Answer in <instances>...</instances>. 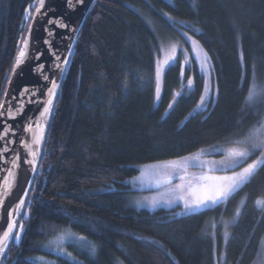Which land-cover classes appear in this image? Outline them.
I'll use <instances>...</instances> for the list:
<instances>
[{
	"label": "trees",
	"instance_id": "trees-1",
	"mask_svg": "<svg viewBox=\"0 0 264 264\" xmlns=\"http://www.w3.org/2000/svg\"><path fill=\"white\" fill-rule=\"evenodd\" d=\"M37 1L0 0V100L31 20L23 19L24 10L31 6L34 12ZM139 12L169 36L178 35L176 26L188 32L212 57L213 84L219 86L213 106L189 116L203 90L193 60L183 79L179 61L167 68L162 98L154 105L159 42ZM181 21L202 34L181 27ZM68 61L45 129L40 174L29 188L28 198L35 197L31 217L7 264H36L31 258L42 254L41 245L66 231L96 242L94 254L65 245L80 264H214L210 222L231 216L245 194L227 243L228 264H264L256 255L264 216L253 204L264 192V167L226 206L195 215H173L179 208H134L125 183L138 165L227 145L239 126L254 119L241 111V73L251 76L254 67L264 78V0H94ZM189 76L196 80L191 96L180 98L165 116L173 93L182 84L187 92ZM217 243L219 251V237ZM45 255L56 264H77Z\"/></svg>",
	"mask_w": 264,
	"mask_h": 264
},
{
	"label": "snow or ice",
	"instance_id": "snow-or-ice-1",
	"mask_svg": "<svg viewBox=\"0 0 264 264\" xmlns=\"http://www.w3.org/2000/svg\"><path fill=\"white\" fill-rule=\"evenodd\" d=\"M69 8H75L77 5H82L84 0H67ZM45 7V0H38V6L35 7V12H31V6L25 8L24 17L25 21L35 19L37 14H43L42 9ZM168 20H172L167 13L164 14ZM48 24H56L59 28H67L68 25L60 20L49 19ZM181 27H188L189 30H194L200 33V29H193L192 26L184 21L180 22ZM31 30L32 25H28ZM75 31V29H73ZM202 34V33H200ZM49 35H52L49 32ZM185 38V43H190L192 51L195 53V60L199 64V71L203 79V90L201 92L199 101L195 109L189 116L198 113L200 110H206L205 106L209 103H215L219 96L218 84H213V73L215 67L212 63V57L203 50L200 42L189 36L188 32H181ZM45 43H49L45 40ZM69 53L71 52V45L68 47ZM181 51L177 45L172 46V55L165 60L157 61L155 67V102L159 103L162 93V76L168 67L174 66L178 60L176 53ZM30 52V36H22V43L18 42L17 51L12 64V71L15 72L18 66L25 62L26 56ZM202 54V55H201ZM39 55H37V59ZM57 61L61 63L55 64V68L59 69L61 74L64 67L68 64V57L61 58L56 56ZM241 65L243 66V53L240 54ZM188 61L180 63V77L183 79L185 69ZM43 68V65H40ZM9 81L12 76L6 77ZM43 79L49 81V76L44 75ZM142 79V78H141ZM58 79L52 78L50 80V87L47 89L46 99L41 101L36 99L34 102L37 104L43 103V109L40 111L39 120L33 122L31 117L23 126V132L31 134L30 141L21 140L20 143L26 151L27 158H23L19 152H16L12 145L13 140L8 139L10 135L15 136L16 131L11 124L6 123V120H15L16 116L23 112L24 103L21 101L17 106V110H13V105L9 100H0V117L5 118V121H0V142L3 147H0V160H4L5 164H10V168L0 169V173L6 171L7 175L4 176L3 194H0V261L7 264L8 257L11 249L20 243L22 236L25 232V221L31 217L32 204L35 197L28 198L29 188H22L23 195L19 196L18 202L12 207H5L6 198L12 194V189L16 181V170L23 163L29 166L32 177L27 179L28 185L34 183L35 177L39 175L38 161L43 156L42 142L45 137V123L49 119V115L53 111L54 99L57 95L59 88ZM125 87L127 83L125 82ZM196 86V80L193 76L187 79V92L182 84L181 89L173 93L172 100L168 103L165 109V116H167L179 103L180 98L190 97L192 90ZM240 90L245 92L243 97L241 111L250 113L254 119L247 125L239 126L238 130L226 140V147L221 145H213L210 149L201 148L196 152L189 153L186 156H178L170 160L156 161L154 163H147L140 165L138 168L139 175L132 177L133 186L139 182L141 187L151 186L155 188L156 194L150 197H143L137 199L133 203L137 207L157 208L160 205H165L169 208H179L180 211L173 210V215H195L202 214L204 211L214 210L220 205H227L230 198L233 197L239 190L244 188L254 177L257 171L264 167V78L259 77L253 67L251 76L247 71L241 73V87ZM29 89L24 88L21 91V96L28 93ZM5 96H10L11 101H16L17 97L11 96L10 89H4ZM35 97L36 93H32ZM33 102L32 100L29 103ZM242 125L241 121L237 122ZM12 151L14 153L11 160H5V154ZM259 153V155H256ZM209 154L221 155L219 160H209L206 158ZM255 159H251L252 156ZM251 160V162H247ZM244 164V167H240ZM191 168H197L200 171L193 173L190 172ZM239 169V170H236ZM247 194L241 199L236 206L231 220H223L222 238L224 241V248L216 253V231L217 223L213 219L211 227L213 231L210 236L213 240V256L214 264H228L227 260V243L232 236L230 231V224L235 225L238 218L242 213V207L245 205ZM254 206L264 216V192H261L253 200ZM6 213V215H5ZM6 222V227L4 226ZM78 222V221H77ZM55 228V226H53ZM78 240L86 242L85 235L77 236L76 233L71 231L61 232L55 236L50 242L46 243L44 247L50 248L51 251L63 254L66 257H72V254L65 251L64 243L66 241ZM260 244L256 255L264 259V236L261 237ZM81 247H86L85 243H81ZM91 252H95V245L92 244L89 248ZM36 260H43V257H37ZM14 264H21L19 260L14 261Z\"/></svg>",
	"mask_w": 264,
	"mask_h": 264
},
{
	"label": "water",
	"instance_id": "water-1",
	"mask_svg": "<svg viewBox=\"0 0 264 264\" xmlns=\"http://www.w3.org/2000/svg\"><path fill=\"white\" fill-rule=\"evenodd\" d=\"M93 2L94 0H84L82 5L69 8L67 0H45V7L42 9L43 14H37L35 19L30 20L29 25H32V28L30 30L28 27L25 35L30 36V52L26 56L25 62L18 66L15 72L11 70L10 75L12 76V80H8L6 86L10 89L11 96L17 97V100L11 101L10 96H5V93L2 98V100H9L13 105L14 111L17 110V106L21 101L24 103L23 112L18 114L15 120H6V123L11 124L16 131L15 136L10 135L8 137V139L14 141L12 148L25 159L27 158L26 151L23 149L20 141H30L31 134L24 133L23 126L29 117H31L33 122L39 120L43 103L37 104L34 101L36 99L41 101L46 99L47 89L50 87V80L54 78V74L60 84L64 71L61 74L60 70L55 68V64L61 63V61L56 60V56H60L61 58L67 56L69 59L71 52L69 53L68 47L71 45L72 50L76 34ZM36 6H38V1ZM49 19L60 20L67 24L68 27L59 28L56 24L49 25ZM49 32L52 35H49ZM45 40H48L49 43L46 44ZM37 55H39L38 59ZM40 65H43V68ZM44 75L49 76V81L43 79ZM24 88H28L29 92L21 96V91ZM33 92L36 93L35 97L32 96ZM30 100L33 102L29 103ZM0 121H5V118L0 117ZM44 123L46 129L48 121ZM2 130L0 128V131ZM3 146V143L0 142V147ZM13 155L14 153L10 151L5 154L4 159L11 160ZM10 167V164H5L4 160H0V169ZM6 175V171L0 173V194H3L4 191L3 178ZM26 177L31 178L32 173L29 170V166L21 160V166L16 170V181L12 194L6 198L5 207H12L18 202L19 196L23 195L22 188H30L31 185H28ZM4 226L6 227V222Z\"/></svg>",
	"mask_w": 264,
	"mask_h": 264
},
{
	"label": "rangeland",
	"instance_id": "rangeland-1",
	"mask_svg": "<svg viewBox=\"0 0 264 264\" xmlns=\"http://www.w3.org/2000/svg\"><path fill=\"white\" fill-rule=\"evenodd\" d=\"M166 1H170V0H166ZM140 14H141L142 18L146 21V23L149 25V27L153 30V32L155 33V35H156V37L158 39V42H159V49H158L157 55L155 56V67H156L157 61H161L162 62L167 57L171 56L172 55V46L173 45H177L178 48L181 50V51H178L176 53V55L178 57L177 61H179V63L188 61V64H187V66H188V65H191V60H193L194 63H195L197 71L200 73L199 64L197 63V61L194 58L195 57V53L192 51V47L193 46L190 43H185V38L181 35V32H184V31L181 28H178L176 26L175 28H176V30L178 32V35H176L175 37L169 36L168 34L165 33V30L160 25L155 24V23L153 24V22L147 16H145L142 13H140ZM166 18L168 19V17H166ZM172 21L173 20H171L170 22H172ZM189 36H191V35H189ZM162 88H163V76H162ZM186 90H187V83H186ZM154 97H155V76H154ZM153 102H154L155 106L158 105V103L155 102V99L153 100ZM209 105L213 106L214 104L213 103L207 104L205 106V109H207L209 107ZM192 112H193V110H192ZM221 146L226 147L227 145H221ZM210 148L211 147H206L204 149H210ZM206 158L209 159V160H219L221 158V155L209 154V155L206 156ZM141 165H143V164H141ZM139 166L140 165L137 166V174L135 176L139 175V171H138ZM244 166H245L244 164L240 165V167H244ZM236 170H239V169H236ZM199 171L200 170L197 169V168H191L190 169V172H193V173H196V172H199ZM125 183L129 185V193H127V195H126V200H127L128 205H130V206H132L134 208H137V209H147V210H150V211L158 209V208L172 209V208H169V207H167L165 205H160L157 208L137 207L133 203L135 200L142 199L143 197L153 196V195L156 194L157 190L155 188L151 187V186L141 187L139 182H136L135 186H133L132 178L127 179L125 181ZM173 208H175V206H173ZM232 215L229 216V217H219V218L215 219V221H216V223L218 225L217 228L215 229L216 234H217L216 235V242H215L217 255H219V252L224 248V241H223V238H222V232H223V223H222V221L223 220L230 221ZM212 221L210 222V227H211ZM212 231H213V229L211 227L210 228V234H211ZM230 231L232 232V225L231 224H230ZM218 237L220 238V242H221V247H220L219 251L217 250V248H218L217 247L218 246V243H217ZM52 239L48 240L47 242H45V243H43L41 245L40 250H41L42 254H37L36 256L31 258V261H33L36 264H56V261L54 259H50V257L45 255V253L54 254L56 256H60V255L64 256L63 254L51 251L50 248H48V247H44V245L46 243L50 242ZM81 243H85L86 247L77 246V245H81ZM92 244L95 245V250H96V247H97L96 246V242L94 240H91V239H87L86 242H81V241H78V240L66 241L63 246L65 247V251L71 253L72 257H74L75 260H73L70 257H67V258H69V260L74 262V263L80 264V260L76 257V255L73 253V251L72 250H67L66 249L67 246H65V245H72L76 249L87 251L89 254H94L95 252L93 253V252H91L89 250V248H90V246ZM213 247H214V244H213ZM37 257H43L44 259L42 261L41 260H36L35 258H37ZM64 257H66V256H64ZM116 264H123V263L118 260L116 262Z\"/></svg>",
	"mask_w": 264,
	"mask_h": 264
}]
</instances>
